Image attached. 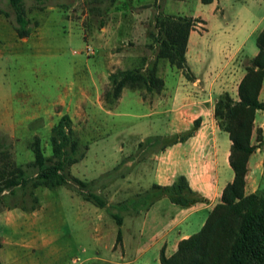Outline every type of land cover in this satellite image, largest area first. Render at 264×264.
Listing matches in <instances>:
<instances>
[{
	"label": "rangeland",
	"instance_id": "obj_1",
	"mask_svg": "<svg viewBox=\"0 0 264 264\" xmlns=\"http://www.w3.org/2000/svg\"><path fill=\"white\" fill-rule=\"evenodd\" d=\"M24 11L30 31L20 37L13 8L0 0V134L6 135L12 158L24 163L33 158L30 145L36 135L44 154L51 153L52 126L68 113L73 137L83 151L69 170L87 180L107 204L100 207L84 199L73 180L53 188L39 185L34 210H1L9 219L0 217V242L17 264H78L86 258V264H138L141 256H135L134 241L147 209H120L117 204L131 205L128 199L143 193L156 172H167L170 178L185 170L190 184L211 190L212 146H224L226 138L214 135L223 129L208 113L210 104L156 106V91L129 86L106 101L111 73L135 67L146 71L156 65L158 74V67L165 68L163 58L155 57L157 43L149 35L156 14L203 17L208 37L220 31L227 48L241 47L251 55L264 26V0H24ZM205 20L194 18L200 32ZM249 59L241 60L244 64ZM139 96L145 103L137 102ZM201 107L202 117L197 114ZM197 117L195 137L165 145L164 135L192 127ZM259 123H264L262 110L255 115L251 139L257 143V135L262 137L257 161L264 157V128L258 133ZM256 168L254 163L247 191L264 188L263 160L262 172ZM159 199L155 207L171 205L167 196ZM112 211L122 214V240L116 238L120 225ZM148 235L143 233V239ZM155 254L151 248L146 252L149 263Z\"/></svg>",
	"mask_w": 264,
	"mask_h": 264
},
{
	"label": "trees",
	"instance_id": "obj_2",
	"mask_svg": "<svg viewBox=\"0 0 264 264\" xmlns=\"http://www.w3.org/2000/svg\"><path fill=\"white\" fill-rule=\"evenodd\" d=\"M6 1L14 10L17 35H28L30 26L24 11V0ZM114 1L109 0V3ZM201 1L208 3L212 0ZM194 18L199 20L201 17ZM194 18L156 14L154 29L149 30L153 42L157 43L156 59L166 58L189 79L193 75L185 51ZM256 46L255 55L243 64L245 73L237 85L238 99H234L228 91H223L217 95L213 106V116L218 126L228 133L231 141L228 160L233 177L223 186L219 201L208 211L200 228L179 239L170 255H166L163 248L160 249L158 264H264V188L250 192L245 190L247 161L262 138L258 134L257 143L251 140L256 110L264 109V100L259 97L264 80V26L256 35ZM111 79L112 88L104 93V99L108 102L116 99L124 86L144 87L148 91L158 92L164 85L163 78L156 74V65L146 71L140 67L118 69L111 73ZM71 123L69 114L63 113L52 126L51 153L48 155L44 154L40 137L36 135L30 145L33 158L24 163H17L12 158L7 137L0 134V211L15 207L24 211L34 210L39 205L34 191L36 187L42 185L53 188L69 184L70 180L81 186L84 199L100 207L107 204L103 195L89 188L91 185L87 180L69 170V166L83 156L78 140L73 137ZM199 123L200 118L197 117L192 127L164 135L165 145L186 140ZM257 131L260 133L261 127H257ZM162 196L181 205L204 198L201 192L189 184L184 174H179L170 183L152 182L143 193L128 199L131 205L126 202L117 205L120 209L146 210ZM111 215L121 225L122 214L112 211ZM116 238L121 239L120 227Z\"/></svg>",
	"mask_w": 264,
	"mask_h": 264
},
{
	"label": "crops",
	"instance_id": "obj_3",
	"mask_svg": "<svg viewBox=\"0 0 264 264\" xmlns=\"http://www.w3.org/2000/svg\"><path fill=\"white\" fill-rule=\"evenodd\" d=\"M201 18L205 20L203 17ZM202 24L205 25V29L201 32L197 29L199 26L196 24L190 29L185 51L186 61L193 78H187L181 69L171 65L167 59L163 58L162 60L164 61H162V63H165V68L162 69L160 66L158 67L157 72L163 78L164 85L160 91L154 92V96L152 97L154 100V103H152L154 105L157 106L160 104L171 106L178 102L200 105L210 104L208 107V113L210 111L209 114H213L214 101L216 100L217 95L221 92L228 91L234 99H238L237 85L245 73L243 61L241 59L242 57L247 58L254 56L257 50L251 55L244 53V51H240L241 47H237L231 51L221 39L223 35L222 32L217 31L213 36L208 37L207 33L210 29L207 26L206 20ZM104 27L109 28V25ZM113 27L114 26H112V28ZM259 97L264 100V80L260 89ZM136 100L138 103H145L144 99L140 96L136 97ZM149 107L153 109L152 105ZM167 110H169V107H166V111ZM202 110L203 108L201 107L199 113H197L199 114L198 116H203ZM259 110H262L264 114V109L256 110V114ZM171 113L172 111L169 112V115ZM258 126L264 128V123H259ZM223 132L227 133L226 131L219 129V131L216 130L214 134L216 137L219 135L224 139L226 138V143L224 146L217 143L212 146L211 156L214 167V178L211 190L210 188L209 190L207 188L201 190L200 187H194L189 183L194 189L201 192L204 198L188 205L170 202L171 205H168L166 208L155 207V204L160 200L158 199L145 211L143 224L134 241L137 249L135 251V256H141L138 260V264H158L159 252L162 248L166 255H170L176 249L179 239L198 230L204 222L208 211L217 201H219L223 186L233 177V170L228 160L231 141L229 137H225L228 134L224 135ZM197 134L198 132L195 130L186 140L195 137ZM253 136L254 130L252 133V139ZM215 141H217V139H215ZM259 149L260 147L257 146V151L254 150L248 158L246 180L254 163L255 167H257L256 169H259V173L262 172L263 158L260 157L258 161L257 159L255 160L257 157L256 152H258ZM167 152L168 148L167 151L162 152V156ZM181 157L185 158L186 156L184 155ZM169 162L171 161H166L167 164H169ZM165 173L162 172L160 175L156 172V177L153 182L161 184L170 183L176 179L175 177L178 175L169 178V174L167 172ZM179 174H184L186 176L185 170H181ZM254 188L247 191V182L245 183L246 192L253 191ZM7 211H10V209H7ZM5 212L6 211H0V217L5 216V218L9 219L8 213L6 214ZM196 213L198 214L195 215ZM120 228L122 230V223ZM145 232H148L149 235L145 236L146 238L143 239V233ZM123 242L124 240L122 241L121 246H123ZM150 248L156 252L153 263H149L148 257L146 256V252ZM121 251L123 252V250ZM7 255L8 253L6 252V249L0 242V264H17L15 259L10 261ZM73 261L76 262L77 259L74 258ZM88 261L89 259L86 258V260H83L78 264H86ZM114 264L116 263L114 262Z\"/></svg>",
	"mask_w": 264,
	"mask_h": 264
}]
</instances>
